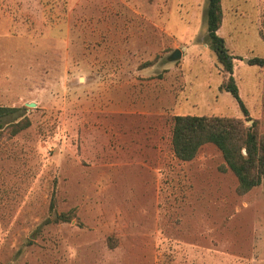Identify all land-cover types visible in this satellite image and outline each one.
Segmentation results:
<instances>
[{
    "label": "rangeland",
    "instance_id": "rangeland-1",
    "mask_svg": "<svg viewBox=\"0 0 264 264\" xmlns=\"http://www.w3.org/2000/svg\"><path fill=\"white\" fill-rule=\"evenodd\" d=\"M206 5L0 0V107L17 109L1 119L0 264H264V182L240 194L214 145L188 162L170 145L176 115L264 136V67L248 63L264 0H221L247 117L220 90Z\"/></svg>",
    "mask_w": 264,
    "mask_h": 264
},
{
    "label": "trees",
    "instance_id": "trees-1",
    "mask_svg": "<svg viewBox=\"0 0 264 264\" xmlns=\"http://www.w3.org/2000/svg\"><path fill=\"white\" fill-rule=\"evenodd\" d=\"M206 2V40L224 72L220 90L230 94L242 114L247 117L248 112L233 77L234 57L229 53L225 40L218 34L223 18L221 0ZM248 63L264 67V57H254ZM16 111V108L0 107V130L3 128L1 119ZM20 129L14 130L13 133ZM208 143L218 149L226 168L235 175L240 194H245L264 182V136L259 133L256 126L248 128L241 120L233 118L173 116L170 145L177 160L181 162L193 160L200 148Z\"/></svg>",
    "mask_w": 264,
    "mask_h": 264
},
{
    "label": "water",
    "instance_id": "water-1",
    "mask_svg": "<svg viewBox=\"0 0 264 264\" xmlns=\"http://www.w3.org/2000/svg\"><path fill=\"white\" fill-rule=\"evenodd\" d=\"M181 56V51L176 49L172 52V54L168 57V59L170 61H174V60H177L179 59ZM28 106H34V104H27ZM243 153L245 154V151H243Z\"/></svg>",
    "mask_w": 264,
    "mask_h": 264
}]
</instances>
